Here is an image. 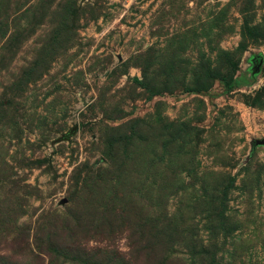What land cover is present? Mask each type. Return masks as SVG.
<instances>
[{"label": "rangeland", "instance_id": "1", "mask_svg": "<svg viewBox=\"0 0 264 264\" xmlns=\"http://www.w3.org/2000/svg\"><path fill=\"white\" fill-rule=\"evenodd\" d=\"M256 140L264 0H0V264H264Z\"/></svg>", "mask_w": 264, "mask_h": 264}, {"label": "water", "instance_id": "2", "mask_svg": "<svg viewBox=\"0 0 264 264\" xmlns=\"http://www.w3.org/2000/svg\"><path fill=\"white\" fill-rule=\"evenodd\" d=\"M75 130H76V126H73L71 129L68 130V132L64 133L60 137L59 140L62 141V140L68 139L74 133ZM261 144H264V140H256V141H253L252 148L256 147L257 145H261Z\"/></svg>", "mask_w": 264, "mask_h": 264}]
</instances>
